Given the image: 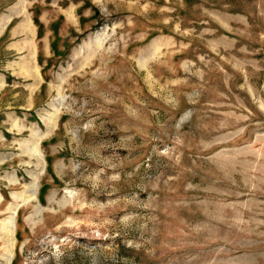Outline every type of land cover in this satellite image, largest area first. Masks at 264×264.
Returning a JSON list of instances; mask_svg holds the SVG:
<instances>
[{"label":"rangeland","instance_id":"obj_1","mask_svg":"<svg viewBox=\"0 0 264 264\" xmlns=\"http://www.w3.org/2000/svg\"><path fill=\"white\" fill-rule=\"evenodd\" d=\"M0 264H264V0H0Z\"/></svg>","mask_w":264,"mask_h":264}]
</instances>
